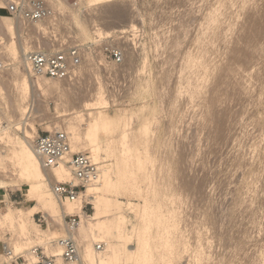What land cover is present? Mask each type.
Masks as SVG:
<instances>
[{"label":"rangeland","instance_id":"374dc122","mask_svg":"<svg viewBox=\"0 0 264 264\" xmlns=\"http://www.w3.org/2000/svg\"><path fill=\"white\" fill-rule=\"evenodd\" d=\"M49 1L58 10V23L50 29L54 30L53 34L61 45L97 43V37L102 36L99 35L102 33L96 34L98 27L104 32L112 30L110 34L120 36L126 54L122 64L105 65L94 59L90 61L88 56L79 79L73 84L64 82L74 91L69 96L72 104L79 105L80 100L90 99V94L94 93L92 90L100 85L104 93L103 101L106 102L105 110L110 114L120 107L147 106L152 142L147 146V152L141 153L144 160L147 156L143 154L152 157H149L151 160L147 157L150 160L147 166L151 167L138 171L140 174L137 173L139 176L136 177H140L138 183L143 185V190L149 189L148 182L142 178L146 177L145 173L153 177L150 181L154 186L156 182H161L157 185L161 186L162 192L159 188V193L152 192V198H148H151L150 205L155 207L160 204L156 209L160 217H168H165L168 228L165 225V230L161 228L163 231L155 227L154 222L151 224L152 233L162 231L164 237L170 238L169 244L162 246V250L168 251L167 248L172 245L173 253L178 252L176 255L182 258L179 261L176 256L175 264H194L197 252L201 254L197 258L199 262L195 259L197 264H264V257L260 256L264 249V0H113L104 4L106 7L90 6L88 2L82 4L80 0ZM110 4L118 9L117 18L113 19L105 13V9L113 8ZM76 20L84 25L86 23L89 36L78 29ZM39 24L42 23L37 24V29H32L39 31V35H35L34 31L26 32L20 24L23 40H27L32 47L51 45L48 41L50 35L42 34L49 31L45 27L47 24H42L43 28ZM3 29L0 25V36L5 38L7 36L3 32L6 30ZM124 29L127 31L120 34ZM104 32L103 36L110 35ZM22 64L18 62L23 70L26 67ZM8 70L0 74V85L9 101L13 89L8 83ZM97 75L102 77L100 81ZM139 84L145 86L138 87ZM137 87L142 91L138 93ZM40 91L35 86L37 108L41 102L44 104ZM50 107L51 122L40 120L35 136L50 131L47 124L60 121L54 101H51ZM3 117L0 112V126L7 124ZM113 161L108 157L104 163L112 164ZM151 169L153 176L147 174ZM27 187L22 185L10 187L7 191L0 190V211L5 212L8 203L24 210L33 205L35 201L27 196ZM156 189L158 192V187ZM123 190L106 194L123 202L121 212L127 217V227L131 232L134 226L139 228L142 221L126 204L128 201L135 204L143 202L140 197L131 196L130 191ZM85 193L86 190L82 195ZM84 204H90L87 209L84 206V211L93 214L94 199L84 195ZM74 214L80 221L84 219L81 210L76 209ZM45 215L38 212L32 216V230L36 231L37 225L42 229L50 227L49 234L60 230L50 225L52 220ZM155 218L148 216L147 223ZM1 234L4 239L12 236L2 227ZM2 239L0 264L7 261L1 248L5 242ZM39 242L36 238L33 244ZM100 244L104 246L103 242ZM198 245L204 248L200 249ZM38 247L51 255L47 247ZM108 253L109 250L104 252L105 255ZM260 260L263 262L260 263ZM26 263H29L27 259ZM64 263L70 264L65 260Z\"/></svg>","mask_w":264,"mask_h":264},{"label":"bare ground","instance_id":"6f19581e","mask_svg":"<svg viewBox=\"0 0 264 264\" xmlns=\"http://www.w3.org/2000/svg\"><path fill=\"white\" fill-rule=\"evenodd\" d=\"M80 1L82 4L84 2H88L90 6L102 5V7H106V5L104 4H106L108 1L113 0ZM6 5V0H0V25L2 28H4L3 31L6 30V32H3V34L7 36H4L5 38H7V43L5 44V52L17 64L9 68L8 70V72L10 73V75H8V83L11 84L9 86H12L13 89L11 100H6V97L4 96L5 91L0 85V112L4 114L7 122L5 126H0V190L7 191L10 187L27 185L28 193L26 194L27 196L32 197L35 202L25 210L12 207L8 203L5 212L0 211V228H5L6 231L12 233V236L10 238L4 239L3 234L0 235V238H3L5 240V243L12 251L13 257L20 256L22 258L21 255H23L29 261L28 264H36L38 262L39 257L36 253H34V248L38 247V245L45 246L50 250L51 255H54L56 258V264H65L62 257L63 249L59 244V239H61L62 237H66L69 234H71V236L75 239L79 253V261L69 262L70 264H175L174 262L176 260L174 261V259H176V256L179 259L181 255H176L178 253L177 251V253H173L174 248L171 249L172 245H169V248H167L168 251L162 250V246L166 244L167 247L170 241L168 240L170 239L169 237L166 238L164 237L165 235L163 236V234L161 233L163 231L162 229L164 228L165 230V228L167 227L166 224L168 222V217L164 214L163 215L167 217L166 219L163 216L160 217L158 212H156L157 206L159 208L160 204L158 203H160V201L158 203L156 202L158 205L154 204L155 207L153 205H150V199L152 198L151 194L152 192L153 194L160 192L161 186L159 184L161 182H156L155 186H157L158 189L160 188L158 192H156L157 187L155 188L152 183L153 181H150L153 179V177H150L145 173L146 177L142 176V178L144 179V181L148 182L149 189L151 190L149 192L147 191L148 187L145 190L142 189L143 185L140 186L138 183V178L140 177H136L137 173H139L138 171H145L146 169H150L147 168L150 165H147L150 163L149 161L152 158L151 156H149L151 158L148 157L149 154H143L150 159L148 160L146 157V160H144L145 158H143L141 153V151L143 153L144 151L147 152V146L152 142L150 141L149 137L151 131V118H147V106L144 104L139 108L131 109H125L119 106L120 109H116L117 111L115 113L110 114L109 112H107V110H105L106 102L103 101L104 93L102 88L99 87L100 83H97L99 86L95 89V91L92 90L94 93L90 94V99H87L88 97L82 100L79 99V105H76V103L74 102V104H72V98L69 99V96L71 97V93L74 91L69 84H73V81L79 79L82 71H84V63L80 66L78 77L75 80H53L33 76L29 71V67L23 60V55L25 50L33 49L36 47L30 46L27 40H23V34L21 33V30H23V28L20 29L21 23L17 21L12 16V14L6 10ZM52 7L56 10V17L54 19L57 21V7ZM113 8L110 7V9L103 10L105 11V13L110 14L108 16L117 18L118 9L116 10L115 8ZM86 22L88 21L86 20ZM76 23L78 25V29L80 28L82 33H86L87 36L90 35L87 34V31L89 32V30H87L89 27H86V23L84 25V23H80L79 20H76ZM88 23L90 25V22ZM39 27L41 28L42 24H39ZM111 31H108V29L107 31L105 30V32H107L108 34H110ZM126 31L127 30L125 29L122 30V32ZM96 32V34L102 33L99 35L103 36L104 29L98 27L96 29ZM19 61L20 64L23 63L22 65L26 67L25 69L22 70V68L19 67ZM90 61H92L91 57ZM143 64L144 65L142 66L144 69L146 66V61L143 62ZM211 74L212 73H210V75ZM97 78L99 80L100 77L97 75ZM201 79H203V77ZM64 81H68V83H70L67 84ZM96 85L94 86L96 87ZM139 85L138 87H142V85ZM35 86L41 90L40 92H42L41 94L44 96H42L44 98V104L43 102H41L43 104L42 105L39 101L40 106L38 108L37 106H35V97H38L37 94V96H35ZM142 88H138L137 90ZM196 89H198V87ZM141 91L139 90L138 93ZM56 93H58V96H54V94ZM50 95L53 96L51 97ZM198 98L199 96L197 97V99ZM51 101L55 102L56 111L61 119L58 122L56 121L51 124H47L49 130L54 131L56 129H60L68 134L71 147L70 155L73 153L86 152L94 159V161L99 164L102 163V165H100V175L97 181L93 184L88 185L84 189L86 190V193L83 195L81 194L80 197L75 201H71L67 198L60 199L55 195L53 191V186L56 183L65 182L72 179V173L69 166L64 163L58 167L46 168L38 157L33 146V139L38 133L37 125H39V121L46 120V123H49L51 122L49 121V119L53 118L51 117ZM214 103L216 102L214 101ZM132 123L133 125H131ZM207 125H209V123ZM108 157L113 158L114 161L112 164H108L109 162L107 164L104 163L105 159ZM151 171L152 169L147 174H150ZM147 177L149 178L147 179ZM139 182H141V180ZM157 183H159V186L157 185ZM121 189L130 191L131 194H133L131 196L136 195L140 197L143 202L142 204H140V202L138 204H135L128 201L126 204L136 212V216L138 218L140 217L139 219H141L142 221L139 228L135 226L133 227V229L130 228L132 230L131 232H129L127 227V217L121 212V209L123 208V202L114 199L106 194L109 191H119ZM147 192H149V194ZM84 195L87 196L88 199L93 198L95 201L93 214H87L84 211ZM148 196H150L151 198L149 199ZM127 197H129V195ZM160 208L162 207L160 206ZM76 209L81 210V213L84 214V219L79 221L78 226L74 230L69 232L66 223V215L74 214ZM38 212H44L52 220L49 222V224L53 225L54 227H58L60 230L49 234V231H51L50 227L47 229H42L37 225V230L33 231L31 228L32 216ZM151 215L153 216V218H156L153 221L149 219L150 222L148 221L147 223V218L148 216L151 217ZM153 222L155 227L157 226L158 229L160 227L159 230H162L161 232H157V234L152 233L151 226L153 225ZM172 225L173 224H171V226ZM158 229L156 228V230ZM200 230L201 229H199V231ZM36 238L39 239L40 242L37 244H33ZM101 242H103L104 246L100 244ZM98 245H100L101 247L98 248ZM188 245L190 244L188 243ZM188 245H186V247H188ZM184 248L185 247H183V249ZM106 250H109V253L107 255L104 254ZM204 250H206V248ZM192 254L195 255L196 253L192 252ZM4 255L5 259L9 261V257L5 253ZM170 255L174 256L169 257ZM196 255L198 257L194 256V258L201 257V254L199 255L198 252ZM167 256L170 259H168ZM260 256L264 257V249L263 251L261 250ZM26 259L24 258L25 261ZM181 259L182 258H180L179 261H181ZM195 259L194 264H197L196 261L198 260L199 262L200 259ZM262 260H260V263ZM7 261L2 262L1 264H4ZM190 261L192 260L190 259Z\"/></svg>","mask_w":264,"mask_h":264},{"label":"built area","instance_id":"2783aa9c","mask_svg":"<svg viewBox=\"0 0 264 264\" xmlns=\"http://www.w3.org/2000/svg\"><path fill=\"white\" fill-rule=\"evenodd\" d=\"M6 2V10L25 27L26 32L34 31L35 35H39V31L32 30L37 29L38 23L47 24L45 27L50 31L47 30L42 34L50 35L48 41L51 45L43 44L24 51L23 60L33 76L53 80H75L80 66L85 63L88 56L106 65H120L124 62L125 49L120 43L119 35L98 36L97 43L73 42L61 45L60 40L53 34L54 30L50 29L57 25L58 21L54 19L56 10L49 0H6ZM4 45L5 38L0 36V74L17 64L6 54ZM33 146L46 168L58 167L64 163L69 166L72 179L53 186L55 195L60 199L77 200L84 189L95 183L100 175V165L90 155L83 152L70 155L69 137L63 130L39 133L33 139ZM89 205L86 204L85 209ZM79 221L80 218L76 214L66 215L68 231L74 230ZM59 244L63 249L62 257L66 262L79 261L78 246L71 234L59 239ZM1 246L2 251L9 257V261L4 264H27L20 256L13 257L11 249L5 242ZM100 247L98 245V248ZM34 253L39 257L36 264H56L55 256L47 255L41 247L34 248Z\"/></svg>","mask_w":264,"mask_h":264}]
</instances>
